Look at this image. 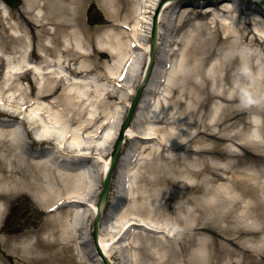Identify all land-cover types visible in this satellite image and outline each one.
<instances>
[{
    "label": "bare ground",
    "instance_id": "6f19581e",
    "mask_svg": "<svg viewBox=\"0 0 264 264\" xmlns=\"http://www.w3.org/2000/svg\"><path fill=\"white\" fill-rule=\"evenodd\" d=\"M24 1L15 18L0 0V96L6 89L12 105L0 109L5 116L0 117V264H102V255L110 264H264V236L258 237L264 233V0H239L241 7L235 9L224 0L222 8L233 11L229 22L212 29L218 33L211 45H226L232 52L247 46L263 55L247 54L242 79L226 75L232 65L228 58L209 69L210 57L187 62L190 43L175 35L190 24L191 13L174 19L172 14L183 0H133L135 20L132 12L121 18L131 0ZM202 1L218 2L195 0L179 12L197 10ZM92 3L105 14V23H112L109 35H97L101 44L95 43L101 27H90L85 16ZM161 4L156 67L127 130L115 184L124 188L131 180L124 218L138 215L149 222L132 218L113 224L109 206L98 233L100 254L91 220L124 117V109L111 113L112 102L122 96L101 86V77L117 85L126 75L129 96L135 93ZM247 5L254 7L252 19H242ZM203 8L206 16L217 10L214 4ZM204 25L211 29L208 24L193 27ZM174 45L184 47L182 58L162 74ZM104 48L113 64L106 61L105 72L92 75ZM29 74L33 82L24 84ZM178 77V95L170 102ZM31 96H37L36 106L23 111ZM217 99L220 104L201 112ZM142 167L144 184L141 189L137 184L136 191L133 184ZM29 195L43 209L61 201L65 209L48 216L40 228L7 236L6 213L19 197ZM136 227L145 232H135Z\"/></svg>",
    "mask_w": 264,
    "mask_h": 264
},
{
    "label": "rangeland",
    "instance_id": "374dc122",
    "mask_svg": "<svg viewBox=\"0 0 264 264\" xmlns=\"http://www.w3.org/2000/svg\"><path fill=\"white\" fill-rule=\"evenodd\" d=\"M223 1L224 0H218V2H214V3L213 2H204L203 1L201 3H198V5L196 7L198 10H201L203 7H205L207 5H210V4H214L215 7L218 10L216 11L215 15H212L210 17L209 16L207 17V16H205L203 14H196V13L190 14V16L187 17L188 19L191 20L190 24H186L185 23L186 25H185L184 29L181 31L180 34H178L176 36L179 37V36L182 35V37L184 39V42L186 41L187 43L188 42L190 43V51L187 53L188 54L187 55V62L189 64L190 63H194V61L203 60L206 57H210V59L208 61V65H207V68L209 69L214 63L220 62L221 60L224 61L226 58H228L227 61L229 63H231L232 65L230 67L231 69L226 72V75H227V73H228V75L229 74L238 75V78L242 79L243 75H245V72H246V70L244 68L243 61H245V59L248 60V55L247 54H251V55L253 54L257 58L258 57L259 58H263V55L261 53H259L258 51H254V50L250 49L247 46H243V48L240 49V51H235V52L230 51L227 48L226 45L223 46L221 44L220 45L212 44V45H214L212 47L211 43H214V38H215L216 34L218 33V32H216V34L212 33V29H214V30L216 29L217 30V28H220V26L217 23L223 24L224 20L226 22H229V20L227 19L228 14L220 11V8L222 7V5L220 3H222ZM230 2H231L230 4L234 8H236L238 6L241 7L239 5V3H238V0H230ZM132 4H133V0H131V5H130V7H128V11L121 12V18L122 19H124V17L126 16L127 13L129 14V13L132 12V10L134 9V8H132ZM192 4L193 3H191V2H182L180 5H178V8L174 9V11L178 12V10L182 6L192 5ZM246 7L249 8V5L245 6L244 9ZM20 8L12 10L15 18H18L19 15L21 14L22 9H20ZM243 11H244V13H246V15L245 16L243 15L242 19H243V17L251 18V19L254 18L253 14L255 13V11L252 10V8L250 10L247 9V10H243ZM176 14L178 15V13H176ZM132 15H133V20H135L137 14L133 13ZM182 15L187 16L188 14H182L181 13L178 16H182ZM85 16H86L88 25L90 27H92V28L101 27L100 31H98L95 34V43L101 44L102 41H100V39H98V38L101 37V36L106 37L107 35H109L111 33L110 29L112 28V23H111V25L105 23V20H103V19H107V18L105 17V14L99 8L97 3H92V4H90L88 6ZM131 21H132V19H131ZM196 24H208L211 29H208L205 25L203 26L204 29L203 28L202 29H196V28L193 27ZM260 24H261L260 25V27H261V26L264 25V22H261ZM142 25L145 26V24H142ZM217 25H218V27H217ZM255 25H257V24L256 23H252L251 27L256 29ZM230 26H232V25L230 24ZM257 26L259 27V25H257ZM219 30H221V28ZM99 34H100V36L98 37L97 35H99ZM96 36H97V38H96ZM221 37H224V35L222 34ZM223 41H224V39L222 41H220V43H222ZM8 42H10V40H8ZM36 44H37V42H36ZM84 47H86V46H84ZM105 47H108V46H105ZM175 47H177V48L175 49ZM179 47H181V49H179ZM182 48H184V47L183 46H177V45L174 46V50H175L174 53L175 54L172 56L173 57V63H177V62H179L181 60L182 52H183ZM89 51L91 52V50H89ZM138 53L143 55L144 51L142 49H140V50H138ZM226 54H228L227 55L228 57H225ZM98 58H99V67H96V69L93 72V75H95L96 73L98 74V73H101V72H103V73L105 72L104 63H106V61L110 62L111 65L113 64V59L110 56V54H109V52H108V50L106 48H104L103 52L100 53ZM196 67H197V70L200 72V70H201L200 63L197 64ZM2 69L3 68H2L1 62H0V86H4V84H1V83H3L2 79H1ZM141 71H140V74H139L140 78L138 79V81H136V88H135L136 91L139 88L140 83H141V75H142ZM101 78L104 80L102 82L101 86H104V88H105L107 85H109L108 82H106L107 78H105V77H101ZM29 81L33 82L31 75H30V77L28 76V79L26 81H23V83L24 84H28ZM199 82H200V80L197 81L195 85L197 86L199 84ZM175 83L172 86V88H173L171 90L172 94L170 95L172 97L169 98L170 102H172L175 99V97L178 95V93L177 92L175 93V91L177 89V84L179 83V77L177 78V82H175ZM192 85H194V84L192 83ZM230 85L231 84L228 83L225 88L226 89H230L229 88ZM127 89L123 93L125 98H127V96H128ZM236 89H238V85L236 86L234 92H236ZM167 96H169V95H167ZM9 97L10 96H8L7 90H4L3 94L0 96V99L1 98H7L8 99ZM206 97H207V95L204 94V96H202V101L206 100ZM115 103L118 104L117 102H115ZM220 103H221V101L218 100V99L217 100H212L209 103H206V106L201 109V112L202 113H208V111L212 108V105L220 104ZM222 103H223V105L227 104L225 102H222ZM116 104L112 103L110 111L115 109V105ZM118 105H120L122 108L124 107V104H118ZM0 107L3 108V109L7 108V106L5 104H3V102H1ZM99 110L101 111L102 107H100ZM137 145H138V143H137ZM226 145H229L232 149H236V148H233V146H231V144H229V143L226 144ZM126 150H127V146H126ZM236 152H240V149L238 148ZM143 173H144V168L143 167H142V169H138V176L136 178V181L133 184V188L136 187V191H137V186L138 185H139V189H141L143 184H144V182H143ZM115 180H117V177L114 176L113 185L111 186L112 195L110 197L111 198L110 201H111V204H113V206L115 208V210H113V212L111 213L112 217H114L115 219L111 220V223L116 224L117 221H120L119 225H121L124 222L123 220L126 221L127 219H132V218L141 219V218H139L141 216L137 217L138 215H127L126 218H124L123 215H124V211L126 209H122L121 210V208L124 206L123 205L124 196H123V192H122V188L123 187L120 184H117L118 188L115 187V184H116ZM150 188L153 189V186H150ZM115 190L118 191V193L116 195L114 194ZM136 194H137L136 195V199H137V198H139L140 195L138 193H136ZM113 196H116V197H113ZM12 208L13 209L10 212L11 217L9 218V222H6V225H5L6 226L5 227L6 231L8 233L10 232L9 234H6L7 236L20 234L23 231H25V228H28V229L29 228H40V226H42L43 222L45 220H47L48 219L47 217L50 215V214H46L44 212V210H43V207H40L30 195L27 196V197H25V196L19 197L13 203V207ZM142 214H144V213H142ZM144 216H146V215L144 214ZM251 221L252 220H250V221L248 220V223L252 224ZM110 229H112V228H110ZM138 231H141L142 233L144 232L143 229L142 230L140 229ZM261 236H264V233L260 234L258 237H261ZM1 248H2V245L0 243V249ZM72 254H73V252H72ZM74 256H75V258H78L77 254L76 255L74 254ZM92 263L93 264H97V262H95V261H93Z\"/></svg>",
    "mask_w": 264,
    "mask_h": 264
},
{
    "label": "water",
    "instance_id": "95a60500",
    "mask_svg": "<svg viewBox=\"0 0 264 264\" xmlns=\"http://www.w3.org/2000/svg\"><path fill=\"white\" fill-rule=\"evenodd\" d=\"M107 191H108V185H106L105 187V191H104V197L106 198V195H107Z\"/></svg>",
    "mask_w": 264,
    "mask_h": 264
}]
</instances>
